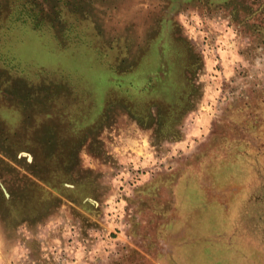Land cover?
Wrapping results in <instances>:
<instances>
[{
  "label": "rangeland",
  "instance_id": "374dc122",
  "mask_svg": "<svg viewBox=\"0 0 264 264\" xmlns=\"http://www.w3.org/2000/svg\"><path fill=\"white\" fill-rule=\"evenodd\" d=\"M0 264H264V0H0Z\"/></svg>",
  "mask_w": 264,
  "mask_h": 264
},
{
  "label": "flooded vegetation",
  "instance_id": "af4514ba",
  "mask_svg": "<svg viewBox=\"0 0 264 264\" xmlns=\"http://www.w3.org/2000/svg\"><path fill=\"white\" fill-rule=\"evenodd\" d=\"M30 157V156H29Z\"/></svg>",
  "mask_w": 264,
  "mask_h": 264
}]
</instances>
